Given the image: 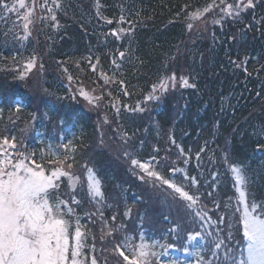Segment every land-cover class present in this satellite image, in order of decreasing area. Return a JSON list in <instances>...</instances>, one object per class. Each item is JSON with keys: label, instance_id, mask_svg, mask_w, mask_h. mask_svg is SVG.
<instances>
[{"label": "trees", "instance_id": "1", "mask_svg": "<svg viewBox=\"0 0 264 264\" xmlns=\"http://www.w3.org/2000/svg\"><path fill=\"white\" fill-rule=\"evenodd\" d=\"M11 1L16 9H4ZM236 2L31 0L36 15L25 33L17 0H0V140L12 143L15 137L13 159L32 152L38 169L60 165L79 177L73 190L62 179L54 192L75 210L82 231L91 233L85 238L87 264L93 257L97 264H128L115 248L125 235H134L138 244L141 233L177 250L195 231L218 234L223 247L213 259L209 241L204 264H223L226 249L246 247L230 167L238 165L246 173L247 202L264 205V0H254V7L239 15H226L223 9ZM197 12L199 19H187ZM119 29L124 31L117 38L112 33ZM29 54L38 67L21 78L14 64ZM173 73L176 86L169 82L166 92L158 89L159 99L147 101L153 85ZM180 76L195 87H180ZM75 86L91 90L94 103L84 107L73 95ZM137 104L143 111L136 110ZM44 138L71 142L67 155L43 163L39 146ZM125 150L140 161L155 158L152 164L166 158L168 166L153 170L199 195L196 208L206 213L204 218L187 209L178 194L175 199L168 195L167 186L161 190L141 179L145 174L133 170ZM88 168L102 182L100 204L87 191ZM177 225L179 240L171 233ZM117 226L119 231L104 235Z\"/></svg>", "mask_w": 264, "mask_h": 264}, {"label": "snow or ice", "instance_id": "2", "mask_svg": "<svg viewBox=\"0 0 264 264\" xmlns=\"http://www.w3.org/2000/svg\"><path fill=\"white\" fill-rule=\"evenodd\" d=\"M20 9L26 7L25 0H17ZM55 3V0H53ZM212 5L205 7L203 12H208ZM254 7V0H237L235 5H229L223 9L226 15H239L242 10ZM3 8L8 11L16 9L14 4L9 9L7 4ZM52 9H49L51 13ZM32 12L25 13L24 20L26 23L23 25L25 33L31 23L30 16ZM202 13H190L187 17L188 20H197ZM55 20V16L51 17ZM123 16L121 20H123ZM108 23H111L109 20ZM213 24H219V19H213ZM188 28L193 27L189 23ZM124 29L114 31L112 35L119 38V33ZM22 37L21 39H26ZM124 56L123 52L119 54ZM36 63V58L33 57L26 64V69L31 70ZM239 67V65H237ZM24 73H21V78ZM71 79V77H69ZM171 82L175 87L177 84V76L173 73L167 79H161L159 85H153L152 94L145 97L147 101L157 100L159 96L156 94L158 89L160 92L168 90V84ZM180 87H195V84H190L189 79L185 76L179 77ZM127 94V93H125ZM127 107V106H125ZM136 110L143 111V108L137 104ZM35 118V117H33ZM126 138V134L122 139ZM170 139H172L170 137ZM175 144V140L172 139ZM67 148V145H65ZM180 149V155H183V149ZM16 150L15 137L12 138V143L7 137L0 140V264H87L84 259V249L87 247L86 236L90 235L89 232L82 231V225L79 218L75 215V210L67 207L65 201L59 199L58 196H53V191L59 187L56 183L61 177H66L69 186L75 187L79 177L74 173L57 168L46 175L43 169H35L28 161L32 158L23 152L18 153L15 162H13L12 154ZM201 152L204 148H201ZM57 154V153H53ZM58 155V154H57ZM125 157L130 159V166L135 170L138 168L145 175L141 177L146 182L151 183L153 187L163 190V186H167L172 192L168 195L175 199V194L186 203V208L195 211V215L204 218L206 213L197 210L196 206L200 199L199 195H190L188 191L184 190V186H178L177 183L170 179L164 178L161 172L153 170L160 164L168 166L165 161L152 164L150 162H141L138 158H133V154L124 151ZM200 153H197L199 158ZM155 158H153L154 160ZM185 163L188 160L185 159ZM174 163V162H173ZM224 163L229 164L227 156L224 158ZM69 169L72 165L67 166ZM6 168L8 170H6ZM173 173L182 171L180 168H171ZM230 172L233 176L235 184V192L238 194V203L240 207L237 209L239 213L238 223L242 227L243 237L246 241V247L241 252H236L234 249H226L223 264H264V205H258L256 202L249 204L247 202V189L248 183L246 173L238 165H231ZM185 179H189L187 175ZM191 184L195 186L197 180L191 178ZM87 191L92 200L100 204L104 201L105 197L102 192V182L95 177L92 168L87 169ZM72 203L78 204L74 198ZM62 206H64L62 208ZM229 205L225 204V208ZM97 212L100 209L97 208ZM102 215V213H101ZM125 216L130 215V210L124 213ZM115 220V217H113ZM107 228V224L104 225ZM121 226L111 228L104 235H111L112 232L120 230ZM233 225L229 223V228ZM180 226L177 225L171 229V233L176 234V238L180 239ZM231 235V233H230ZM197 237L205 240V246L191 253L192 256L200 259V264H204L207 260L205 249L208 247V242H211V255L213 259L218 256L219 250L223 247V240L219 235L195 231L188 234L186 241L183 243V250L188 251L187 243L193 241ZM103 238V236H102ZM140 242L134 244V235H125L124 239L116 246L115 252L118 253L123 260L128 264H153V258H156V264L159 262L160 256L167 255L170 248L174 247L171 244H159L156 240H147L143 233L139 236ZM159 244L165 251L157 254L153 249ZM125 250L130 255L125 254ZM131 256V259H130ZM91 264H97L95 257L92 258ZM176 264V262H174ZM211 264V261H208Z\"/></svg>", "mask_w": 264, "mask_h": 264}, {"label": "rangeland", "instance_id": "3", "mask_svg": "<svg viewBox=\"0 0 264 264\" xmlns=\"http://www.w3.org/2000/svg\"><path fill=\"white\" fill-rule=\"evenodd\" d=\"M25 4H26V7L23 9V12H22L23 23H26V21L23 18L25 13H27L29 11L32 12V15L30 16V20L35 18V15H36L35 7H31L30 6L32 4L31 0H25ZM8 7L12 8V1L9 3ZM29 25H30V23H29ZM28 30H29V28H28ZM24 36H25V34L22 37H24ZM21 38H20L19 42L24 44L26 39H21ZM33 57H35V56H32L30 54L29 55H24L23 57H21V59H20V61L18 63L14 64L15 67H19L22 70L21 73H24L23 76L30 75L31 73L36 71V69L38 67V61H37L36 57H35L36 58V63L34 65V67L31 70L26 69L27 62L30 59H32ZM90 93H91V90H88L85 87H76L75 86L73 95L77 94L81 98V102L84 104V107H88L90 103H94V101H92V96L90 95ZM1 113H2V108L0 106V117H1ZM69 142H70V140H69ZM41 143L42 144L39 146V148H40V153H41V157L40 158H41V161H43V163L44 162L48 163L49 161H52L51 159L55 160L56 158H58L59 156H62V155L66 156L68 151H69V148L71 146V144H70L71 142L70 143H65L63 140H62V142H61V140L59 142H56V140L49 141L48 139L46 140V138H44ZM65 145H67V148H65ZM53 153H57L58 155L57 154H53ZM12 155H14V154H12ZM28 155H30L32 157L30 159V161L32 162L31 165H34V167L37 170H39L38 169L39 161L36 160V158H35L36 154H33L32 152L31 153L29 152ZM14 160H16V157H14L13 161ZM152 161H153L152 159H148V160H144V161H141V162H150V163H152ZM57 168H61V169L65 170V171H67L66 169L63 168V166H60V165H56L54 167L50 166L49 170H47V172H46L45 167L40 168V169H43L46 175H50L51 172L54 171ZM6 170H8V169L6 168ZM62 179H66L67 180L66 177H61L58 181H56V183H58L59 181H62ZM67 186H68L69 190H73L75 188V187H70L69 186L68 180H67ZM53 196L54 197L58 196L59 199L65 201V204L67 205V207H70L68 201L63 196H59V194H56L54 191H53ZM63 207L64 206H62V208ZM203 244H204L203 243V239H201L200 237H197L193 241L187 243V245H186V247L188 248L187 252H185L183 249L182 250H177L176 248L172 247V248H170L168 250L167 255L160 256L159 262H161L162 264H174V262H176V264H200V259H202V258H196V257L192 256L191 253L196 251V250H198V249H202L203 248ZM153 251L156 252L157 254H161V253H163L165 251V249L161 248L159 246V244H158L153 249Z\"/></svg>", "mask_w": 264, "mask_h": 264}]
</instances>
